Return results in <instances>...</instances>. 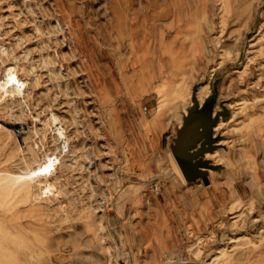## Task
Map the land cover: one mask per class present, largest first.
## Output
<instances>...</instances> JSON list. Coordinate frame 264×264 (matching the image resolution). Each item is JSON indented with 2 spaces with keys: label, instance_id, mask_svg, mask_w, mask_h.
I'll use <instances>...</instances> for the list:
<instances>
[{
  "label": "rangeland",
  "instance_id": "obj_1",
  "mask_svg": "<svg viewBox=\"0 0 264 264\" xmlns=\"http://www.w3.org/2000/svg\"><path fill=\"white\" fill-rule=\"evenodd\" d=\"M1 43L37 78L33 111L3 104L0 122L30 141L31 118L41 128L56 112L77 162L23 240L2 220L1 248L18 253L0 264H264V0H0ZM195 85L231 109L210 184L184 180L172 153L191 105L179 94ZM15 148H0V168L23 172L29 144ZM5 178L1 215L29 208L32 188Z\"/></svg>",
  "mask_w": 264,
  "mask_h": 264
},
{
  "label": "bare ground",
  "instance_id": "obj_2",
  "mask_svg": "<svg viewBox=\"0 0 264 264\" xmlns=\"http://www.w3.org/2000/svg\"><path fill=\"white\" fill-rule=\"evenodd\" d=\"M134 18H136V16ZM128 24L129 26H132V24L134 25V22H128ZM132 29H134V31L136 30L135 25ZM164 52L172 56L173 50L171 44L167 45ZM34 78H37L35 66L33 64H29L28 66L23 65L18 57L11 53L8 46L5 43H1L0 106L3 104L7 105L10 107L11 112L14 113L15 111L12 104L18 103L21 105L23 113L30 110L33 111L29 100L31 96L30 87ZM206 89L207 85L202 86L198 91V97L202 98ZM179 96L188 99L190 104L193 103V91H190L188 96L181 92ZM188 111L189 106H186L184 115L182 116V124L184 123V116L188 113ZM38 119L40 120L42 117L37 113L28 122L29 129L26 131L33 133V135L37 133L39 136H31L32 139L30 141V136L24 137L25 143L29 144L30 151V158H26L27 170L17 172L9 167L0 168V175L6 177L5 179L9 180L14 188H18L23 184H27L29 189L32 188V197L23 202L25 203L27 201V203H29V208L21 206L19 209L14 210V208L18 206L17 201L7 208H3L10 211L9 215L7 214L2 216L0 213V223L5 219V221H8L9 226L3 231L9 232L8 234L12 235V239L13 236H19L21 239L23 238L22 235L23 232L26 233L24 229L25 225L28 223L27 220L29 217L33 219H45L47 215L50 214L52 209L55 208V200L61 198L64 193H66V169L68 166L74 165L77 162L71 154L73 145L72 137L63 126L61 116L54 111L49 112L41 128H38L35 125L38 122ZM222 123L223 120H220L216 125V128H219ZM15 124L16 122L13 121L10 125H4L0 122V148L7 144L10 139H15V149L23 147L24 141L18 137ZM49 133H51L53 137L55 143L54 147H51L48 144ZM216 151L217 150L209 151L206 156L208 157ZM172 153L175 167L183 179L187 180L178 159L176 158L174 152ZM68 157H70V160H68ZM68 215L69 214H67L66 217H68ZM102 228L103 226L100 225L99 229ZM40 237L42 239V236ZM14 241L12 240V242L9 243L10 246L8 249L5 247L1 248L0 245V253H18V245H16ZM107 248L110 250V246ZM106 264H111L110 260Z\"/></svg>",
  "mask_w": 264,
  "mask_h": 264
},
{
  "label": "water",
  "instance_id": "obj_3",
  "mask_svg": "<svg viewBox=\"0 0 264 264\" xmlns=\"http://www.w3.org/2000/svg\"><path fill=\"white\" fill-rule=\"evenodd\" d=\"M198 89L199 86L195 85L193 103L184 116V123L178 127L172 150L188 180L203 178L206 184H210V169H219L220 164L206 154L218 148L221 135L216 134V125L231 109L225 105L224 109L216 110V96L202 103Z\"/></svg>",
  "mask_w": 264,
  "mask_h": 264
},
{
  "label": "built area",
  "instance_id": "obj_4",
  "mask_svg": "<svg viewBox=\"0 0 264 264\" xmlns=\"http://www.w3.org/2000/svg\"><path fill=\"white\" fill-rule=\"evenodd\" d=\"M144 109H145V111H149V106L145 105Z\"/></svg>",
  "mask_w": 264,
  "mask_h": 264
},
{
  "label": "crops",
  "instance_id": "obj_5",
  "mask_svg": "<svg viewBox=\"0 0 264 264\" xmlns=\"http://www.w3.org/2000/svg\"><path fill=\"white\" fill-rule=\"evenodd\" d=\"M211 174V173H210ZM10 206V205H9ZM8 207V206H7Z\"/></svg>",
  "mask_w": 264,
  "mask_h": 264
}]
</instances>
